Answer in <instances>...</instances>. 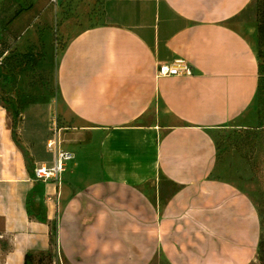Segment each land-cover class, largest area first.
Masks as SVG:
<instances>
[{
  "label": "crops",
  "instance_id": "obj_1",
  "mask_svg": "<svg viewBox=\"0 0 264 264\" xmlns=\"http://www.w3.org/2000/svg\"><path fill=\"white\" fill-rule=\"evenodd\" d=\"M99 1L56 51L48 117L80 127L62 134L74 160L59 187L33 180L27 162L52 155L14 142L0 102V264L50 249L65 264H249L259 217L218 177L213 133L256 96L257 58L233 24L254 0ZM179 58L191 77H155Z\"/></svg>",
  "mask_w": 264,
  "mask_h": 264
},
{
  "label": "rangeland",
  "instance_id": "obj_2",
  "mask_svg": "<svg viewBox=\"0 0 264 264\" xmlns=\"http://www.w3.org/2000/svg\"><path fill=\"white\" fill-rule=\"evenodd\" d=\"M59 4L60 8L56 9L51 0H0V67L8 77L7 82L0 80V97L11 103V109H8L10 116L12 109L18 112L17 145H24L43 157L48 156L44 150L46 140L53 135L48 113L53 98L56 51L60 50H55V45L61 43L60 48L63 46L62 30L69 28L64 26L67 20L74 19L79 23L89 17V21H93L101 5L99 0H59ZM254 4L255 0L233 24L248 38L258 64L264 65L258 45ZM76 28L84 27L78 25ZM260 77H264V72ZM59 124L67 125L72 132L80 130L74 121ZM263 124L264 99L257 93L242 121L213 133L218 177L233 182L247 194L261 221L262 233ZM65 138L71 140L72 134L67 131ZM8 245L5 238H0V263ZM35 254L37 258L38 253ZM46 263L47 260L44 261ZM56 264L65 262L59 259ZM152 264L166 263L157 258ZM249 264H259L258 254Z\"/></svg>",
  "mask_w": 264,
  "mask_h": 264
},
{
  "label": "built area",
  "instance_id": "obj_3",
  "mask_svg": "<svg viewBox=\"0 0 264 264\" xmlns=\"http://www.w3.org/2000/svg\"><path fill=\"white\" fill-rule=\"evenodd\" d=\"M54 8H59L58 0H51ZM55 15V13H54ZM57 50L59 45H55ZM59 51V50H58ZM193 75L192 66L184 59H176L171 64L159 63L156 65L155 77H191ZM50 126L53 132L51 138L46 141V150L52 155V161L49 165H35L33 169V180L42 182H53L59 187L63 181V176L67 172L68 164L74 160V153L63 148L64 140L62 134L69 131V128L61 126L55 111L50 115ZM53 264L58 261V255H55Z\"/></svg>",
  "mask_w": 264,
  "mask_h": 264
},
{
  "label": "trees",
  "instance_id": "obj_4",
  "mask_svg": "<svg viewBox=\"0 0 264 264\" xmlns=\"http://www.w3.org/2000/svg\"><path fill=\"white\" fill-rule=\"evenodd\" d=\"M254 11L256 15V22H257V36H258V45L260 47V53L261 57H264V0H255L254 4ZM56 36V35H55ZM59 45V43H58ZM61 47V43L59 45V49ZM7 57L3 59V61L6 60ZM258 62V60H257ZM3 64V63H1ZM1 66V65H0ZM264 72V65L263 64H258V83H257V91L256 94L258 93L261 98L264 99V77H260V74ZM0 80L7 82L8 77L3 73L2 68L0 67ZM261 83V84H260ZM2 101V104L7 107V109H11V103L8 101L4 100L2 97H0V102ZM18 112L16 110L12 109V114H11V120H12V137L13 140L16 144H18L16 138V128H17V120H18ZM261 125V127H263ZM27 168L29 170V174L33 176V170L31 169V165L29 162H27ZM28 215H32V212L30 208L27 209ZM38 218V216H36ZM40 222L44 223L45 219L39 218ZM259 225H260V238L257 246V254H258V261L259 264H264V233L261 232V221L259 219ZM51 237L56 235V223L52 224L51 227ZM38 257L36 258V254L34 253H26L24 255V261L23 264H44V261L47 260L46 264H53V259H54V254L53 251L50 249V251L46 252H39Z\"/></svg>",
  "mask_w": 264,
  "mask_h": 264
}]
</instances>
